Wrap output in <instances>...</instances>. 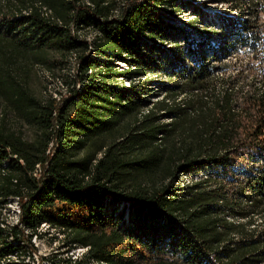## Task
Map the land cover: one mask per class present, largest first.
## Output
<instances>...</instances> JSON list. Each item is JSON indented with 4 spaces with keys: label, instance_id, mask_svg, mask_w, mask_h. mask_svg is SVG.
I'll return each mask as SVG.
<instances>
[{
    "label": "trees",
    "instance_id": "1",
    "mask_svg": "<svg viewBox=\"0 0 264 264\" xmlns=\"http://www.w3.org/2000/svg\"><path fill=\"white\" fill-rule=\"evenodd\" d=\"M223 1L250 17L210 50L227 26L194 0H0V204L19 197L22 211L13 240L0 229V260H19L0 264L33 257L21 242L44 222L67 254L42 264H264V78L218 72L260 38L264 0ZM186 9L194 17L179 22ZM69 54L75 72L57 74L69 95H35L34 67L58 73ZM199 169L209 173L181 187ZM155 222L166 242L150 240ZM78 246L89 250L73 259Z\"/></svg>",
    "mask_w": 264,
    "mask_h": 264
},
{
    "label": "rangeland",
    "instance_id": "2",
    "mask_svg": "<svg viewBox=\"0 0 264 264\" xmlns=\"http://www.w3.org/2000/svg\"><path fill=\"white\" fill-rule=\"evenodd\" d=\"M111 1V0H107ZM117 1V0H116ZM119 1V0H118ZM204 0H194L193 5L200 7L201 9H205L207 13H210V18L212 21L219 19L223 20L224 26H227V29L224 31H216V33L210 34V50L215 49L218 44L221 45L226 38L232 39L235 38V33H238L239 30L235 29L232 22H237L239 18L242 16V20H247L250 16L248 15L246 10L242 9H230V5L223 0H205V4H203ZM240 10V11H239ZM49 14H52L50 9H45ZM192 9L184 10L181 17V21H184V18H190V20L194 17ZM241 20V21H242ZM2 24V23H0ZM222 24V22H221ZM232 24V25H231ZM259 29H260V38L259 39H246L244 43L241 45L233 47L230 52L220 61L219 66H221V70L219 74H224V76H233L235 74H244L245 80L251 79L256 76L259 78H264V58L262 54H264V14L261 13L259 19ZM223 25V24H222ZM233 26V28H232ZM79 31L76 26L74 27V31ZM80 36L88 41H91L96 34L94 29H84L79 31ZM76 34V33H75ZM205 47V46H204ZM202 47L201 49H204ZM198 48H194L193 53H197ZM158 54L166 55L168 53L167 49L159 48L157 50ZM192 56V55H191ZM63 65L60 67L58 73L47 72L45 68L42 66H36L33 69L32 75L29 76V84L33 90L35 95L39 96H48L52 94L53 97L57 98V100H64L68 95L69 91L66 88L64 81L61 76H57V74H64L68 76V74H73L75 72L78 63L77 59L74 55H68L66 59H64ZM222 72V73H221ZM69 77V76H68ZM10 122L13 127L24 134V138L28 141L33 140L36 137V127L24 120L17 119L12 114L10 115ZM133 121V120H130ZM119 137V136H117ZM41 171V169H39ZM207 169H199L193 170L188 174H184L180 176L179 184L181 187L182 184H189V181L198 180L202 176L208 174ZM179 185V186H180ZM11 214L10 209H2L0 207V218L9 217ZM7 216H6V215ZM131 227L135 228L136 231H139V228L142 226L143 222L139 219H135L133 222H129ZM255 224L259 227H262L264 224V216H258L255 218ZM152 228H156L152 235H154L150 240L152 242H166V237L168 235L167 230L163 227V225L157 222L152 223ZM151 229V228H150ZM57 236V239H54L53 236ZM165 235V236H164ZM164 236V237H163ZM162 238V240H161ZM39 242V241H38ZM24 245L23 247H25ZM38 251L34 252L33 257L27 256L25 258V264H42V257L46 254L49 255L55 252H64V255L67 253L64 251L65 248L63 246V238L62 235H58L55 231H51L48 233V238L41 240ZM12 260H19V256L14 254L11 256Z\"/></svg>",
    "mask_w": 264,
    "mask_h": 264
},
{
    "label": "bare ground",
    "instance_id": "3",
    "mask_svg": "<svg viewBox=\"0 0 264 264\" xmlns=\"http://www.w3.org/2000/svg\"><path fill=\"white\" fill-rule=\"evenodd\" d=\"M190 18H184V20H188L189 21ZM178 21L181 22V17L178 18ZM121 69H129V65L126 62H118ZM220 71V70H219ZM218 71V72H219ZM222 73V72H221ZM126 85L129 86L130 85V80H126ZM0 207L3 209H10L11 210V214L8 213L9 217H1L0 218V229L7 232L9 234V239L8 240H13L14 236L13 234H11V231L14 227L16 226H22L21 224V205H20V201H19V197H12L9 199V201L5 204L2 205L0 204ZM6 215V214H5ZM7 216V215H6ZM55 228H52L50 226V224L48 222H44L41 224L40 227H38L36 229V231H34L33 235L31 236V243H28V241H24L21 242V244L25 247H35L36 250L33 251V255L35 254L34 252L38 251V247L39 244L41 242V240H44L46 238H48V233L51 231H55ZM28 233V232H27ZM58 235L60 233L56 232ZM62 234H60L61 236ZM62 238H64V236L62 235ZM39 241V242H38ZM89 250V247H83V246H78V247H74L72 248L69 252L68 255L72 256L73 259H78L83 257ZM14 254L8 255L4 258H2L0 261L4 262H8L11 260V256H13ZM48 255L46 254L43 257H47ZM44 264H48V261H43Z\"/></svg>",
    "mask_w": 264,
    "mask_h": 264
}]
</instances>
